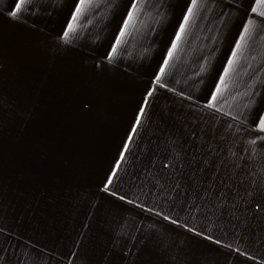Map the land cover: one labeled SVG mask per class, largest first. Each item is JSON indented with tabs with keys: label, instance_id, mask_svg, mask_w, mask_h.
<instances>
[{
	"label": "crops",
	"instance_id": "crops-1",
	"mask_svg": "<svg viewBox=\"0 0 264 264\" xmlns=\"http://www.w3.org/2000/svg\"><path fill=\"white\" fill-rule=\"evenodd\" d=\"M19 2L0 264H264V0Z\"/></svg>",
	"mask_w": 264,
	"mask_h": 264
},
{
	"label": "snow or ice",
	"instance_id": "snow-or-ice-1",
	"mask_svg": "<svg viewBox=\"0 0 264 264\" xmlns=\"http://www.w3.org/2000/svg\"><path fill=\"white\" fill-rule=\"evenodd\" d=\"M22 3H24V0H20V2L16 4V10L14 12H12L11 15L15 16L16 13L21 10ZM77 11L79 12V9ZM75 19L76 18L73 17L74 21H75ZM73 30H74V25H69L68 31L71 32ZM245 31H247V29H245ZM64 36H65V40L67 41L68 32H65ZM113 51H115V49H113ZM149 95H151V93H149ZM213 99H215V97ZM141 112H143V110H141ZM260 127H261L262 130H264V122L261 123Z\"/></svg>",
	"mask_w": 264,
	"mask_h": 264
},
{
	"label": "rangeland",
	"instance_id": "rangeland-1",
	"mask_svg": "<svg viewBox=\"0 0 264 264\" xmlns=\"http://www.w3.org/2000/svg\"><path fill=\"white\" fill-rule=\"evenodd\" d=\"M3 220H2V214H0V223H2Z\"/></svg>",
	"mask_w": 264,
	"mask_h": 264
}]
</instances>
